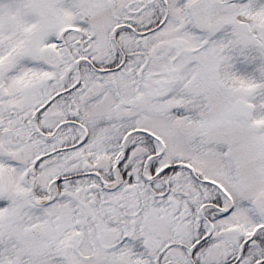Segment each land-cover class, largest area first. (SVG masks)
Returning <instances> with one entry per match:
<instances>
[{"label": "snow or ice", "instance_id": "1", "mask_svg": "<svg viewBox=\"0 0 264 264\" xmlns=\"http://www.w3.org/2000/svg\"><path fill=\"white\" fill-rule=\"evenodd\" d=\"M0 264H264V0H0Z\"/></svg>", "mask_w": 264, "mask_h": 264}]
</instances>
